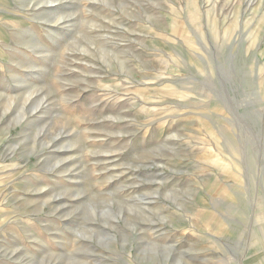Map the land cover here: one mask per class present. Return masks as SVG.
<instances>
[{"label": "rangeland", "instance_id": "rangeland-1", "mask_svg": "<svg viewBox=\"0 0 264 264\" xmlns=\"http://www.w3.org/2000/svg\"><path fill=\"white\" fill-rule=\"evenodd\" d=\"M257 247L264 0H0V264Z\"/></svg>", "mask_w": 264, "mask_h": 264}, {"label": "crops", "instance_id": "crops-1", "mask_svg": "<svg viewBox=\"0 0 264 264\" xmlns=\"http://www.w3.org/2000/svg\"><path fill=\"white\" fill-rule=\"evenodd\" d=\"M258 248L250 251V254L244 258L242 264H264V248Z\"/></svg>", "mask_w": 264, "mask_h": 264}, {"label": "bare ground", "instance_id": "bare-ground-1", "mask_svg": "<svg viewBox=\"0 0 264 264\" xmlns=\"http://www.w3.org/2000/svg\"><path fill=\"white\" fill-rule=\"evenodd\" d=\"M228 231V230H227Z\"/></svg>", "mask_w": 264, "mask_h": 264}]
</instances>
